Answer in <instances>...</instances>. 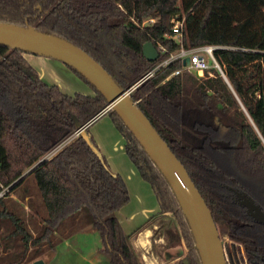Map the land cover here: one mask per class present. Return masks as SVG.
Masks as SVG:
<instances>
[{
    "label": "trees",
    "instance_id": "trees-1",
    "mask_svg": "<svg viewBox=\"0 0 264 264\" xmlns=\"http://www.w3.org/2000/svg\"><path fill=\"white\" fill-rule=\"evenodd\" d=\"M53 1L0 0V22L33 23L37 31L73 43L123 90L167 56L148 61L143 54L148 42L169 53L182 46L226 47L216 50L215 58L227 79L217 70L205 78L187 70L173 75L183 68L179 60L140 84L132 98L187 169L220 235L242 246L246 264H264V224L254 221L231 191L247 193L264 210V0H58L51 7ZM177 15L185 16L181 44L166 37L173 36L171 20ZM151 18L154 24L142 26ZM67 67L93 95L65 94L46 83L24 53L0 45V191L10 187L11 198L32 175L48 213L36 233L18 203L0 199V264L35 261L42 250L29 252L30 247L48 241L55 248L59 243L52 244V235L74 217L63 229L67 227L66 238L75 235L82 230L75 224L83 209L92 215L91 226L109 264H143L133 237L145 223L125 231L117 213L131 202L128 185L111 170L91 131L106 116L124 138L126 155L140 177L151 186L159 214L172 213L177 220V226L160 220L166 248H177L182 241L188 248L175 264H202L170 185L114 110L87 129L93 147L79 136L45 158L108 105L92 84ZM23 196L19 200L32 195Z\"/></svg>",
    "mask_w": 264,
    "mask_h": 264
},
{
    "label": "water",
    "instance_id": "water-1",
    "mask_svg": "<svg viewBox=\"0 0 264 264\" xmlns=\"http://www.w3.org/2000/svg\"><path fill=\"white\" fill-rule=\"evenodd\" d=\"M0 45L10 50H19L25 55L61 62L76 70L92 84L106 98L108 105L95 119L78 130L79 136L93 147L87 129L100 117L114 110L174 192L190 227L201 263L230 264L220 231L205 199L185 166L132 98L133 91L144 81L123 90L103 66L84 50L63 38L37 31L30 24L24 27L0 22ZM143 54L150 62L160 57L158 49L150 42L144 45ZM189 63V58L184 60V66ZM234 192L238 203L245 207L247 214L254 221L263 224L264 211L261 206L247 193L237 190ZM241 255L245 261L242 251ZM35 264L44 262L38 260Z\"/></svg>",
    "mask_w": 264,
    "mask_h": 264
},
{
    "label": "rangeland",
    "instance_id": "rangeland-1",
    "mask_svg": "<svg viewBox=\"0 0 264 264\" xmlns=\"http://www.w3.org/2000/svg\"><path fill=\"white\" fill-rule=\"evenodd\" d=\"M58 0L52 2L51 7L56 5ZM51 8L48 6L46 7L40 14V17L44 15L47 11ZM40 20V18H39ZM33 26V23H30ZM26 58L30 61V63L40 72V76L42 79L50 84V85H57L62 92L67 95H75L76 93H83L86 95L88 92H92L94 94V90L87 85L82 79H80L75 73H73L66 65L61 62L55 60H49L46 58H40L36 56L26 55ZM209 65L214 70V64L211 61H208ZM216 70V69H215ZM151 188V187H150ZM28 192L30 195L33 196L34 200H19V198L24 199L23 193ZM152 193L151 201L154 204H157V200L155 195L150 189ZM138 193V192H137ZM11 198H5L4 201L10 202V200H14L16 203L19 204L21 212L24 214L26 219L31 225V218H33L37 223L38 219H36V211L39 213L40 219L41 217H48V213L46 211V207L43 203L41 195L39 193L38 187L34 180V177L31 175L25 181L23 185L17 188L16 192L12 194ZM10 199V200H8ZM33 208H32V205ZM138 205H136V208ZM124 210H127L124 209ZM44 212V214H42ZM20 215V214H19ZM155 219L149 218L146 220L145 227L142 230L135 234L133 237V242L136 240V237H139L140 233H142L140 240L136 241L135 249L137 250L143 264H175L181 258H185L188 254V248L186 246L185 241H182V244L179 247L174 249H167V238L163 234L161 230V222L160 220L164 221L165 225L177 226V220L172 213H168L166 215H161L159 212L156 214ZM121 223H123L124 229L127 231L133 230L136 223L125 224L124 217L126 219L127 216L123 215L122 213L117 215ZM81 220L76 219V227H82V230L76 233L75 235L66 238L67 236V227L65 229L64 226L68 224H72L76 217L70 218L63 223L61 226V230L59 233L52 235V244L58 242L57 246H67L64 247L60 251V256L57 258L59 261L68 260V264H87V261L94 260L98 261V264H109V257L104 255L102 252V243L97 232L92 228V215L87 209H83L80 212ZM151 219V220H150ZM7 223V222H6ZM128 223V222H127ZM139 221L138 224H140ZM142 223V224H144ZM10 225V224H9ZM8 225V226H9ZM7 228V227H6ZM150 230L149 236H146L144 233L145 230ZM38 228L35 230L37 233ZM9 229H6L5 235L9 232ZM5 235L3 236L5 238ZM36 235V234H35ZM34 235V236H35ZM3 240L5 241V238ZM223 244L226 249V254L229 259L230 264H242V256H241V247L239 245L233 244L229 241L228 236H221ZM40 247L31 246L29 252H35L38 250H42V254L38 258H42L44 264L50 263L51 259L54 258L56 254V247H50L48 241L43 242L39 245ZM244 252V251H243ZM150 253V254H149ZM32 254V253H31ZM148 256V257H147ZM145 258V259H144ZM150 258V259H149ZM36 261L31 260L28 258L26 262L23 264H35ZM61 264V262H60Z\"/></svg>",
    "mask_w": 264,
    "mask_h": 264
},
{
    "label": "crops",
    "instance_id": "crops-1",
    "mask_svg": "<svg viewBox=\"0 0 264 264\" xmlns=\"http://www.w3.org/2000/svg\"><path fill=\"white\" fill-rule=\"evenodd\" d=\"M87 94L93 95L92 92H88ZM91 131L102 153L107 158L111 170L114 173L120 174L128 185L131 195V202L123 209H121L117 213V215L122 213L123 211V215L127 216L126 219L125 217L123 218L125 224L131 225L132 223H136L133 230L127 231V229H125L126 232L131 233L135 231L139 226H141L142 223H144L146 220L156 215L159 212V205L158 203L154 204L151 201V196H152V193L150 192L151 186L145 181H143V179L140 177L139 172L137 171L133 163L126 155L125 140L122 137V135L117 131L111 119L107 116L102 117L95 125H93ZM11 198L13 197L11 196ZM29 199L31 201L34 200L33 196L26 198V200ZM136 205H138L137 208ZM126 208L127 210H124ZM36 219H38V223L33 218H31V228L34 231L37 228H40V226L42 225V220L38 215ZM139 221H141L140 224H138ZM140 237L141 236L139 235V237L136 238V240H134L133 243L139 241ZM64 247L67 246L56 247V254L48 264H60V262L61 264L69 263L68 260H63V261L57 260V258H59L61 254L60 251ZM38 260H42V258H37L35 261ZM87 264H98V261H96V259L90 260L87 261Z\"/></svg>",
    "mask_w": 264,
    "mask_h": 264
},
{
    "label": "built area",
    "instance_id": "built-area-1",
    "mask_svg": "<svg viewBox=\"0 0 264 264\" xmlns=\"http://www.w3.org/2000/svg\"><path fill=\"white\" fill-rule=\"evenodd\" d=\"M156 22V19L151 18L148 20H145L142 23V26H150ZM172 24V31L173 36H166L168 38H172L176 40L177 43L181 44L184 38V28H185V16L180 17V15H177L172 18L171 20ZM226 47L224 46H201L196 48H190L185 49L183 46L175 52L168 51V48H166L163 45L159 46V54L160 56L167 55L163 60H161L157 66L148 72L141 81H146L153 77L158 71L162 70L163 68L168 67L171 63L175 61H182L183 68L175 74H179L180 72L187 70L194 75H196L199 78H205L207 76H214V73L212 72V67L209 65L208 61H211L214 64L215 69L220 73V75L227 79L225 72L223 71L222 67L218 63V61L215 58V51L218 49H224ZM187 58L190 59L189 65L184 66V60ZM214 69V70H215ZM79 137V131H76L70 138L65 140L62 144H60L57 148H55L53 151H51L45 158L50 159L54 155H56L58 152H60L63 148H65L68 144H70L75 138ZM10 192V187H2V190L0 191V199L6 198L7 195Z\"/></svg>",
    "mask_w": 264,
    "mask_h": 264
},
{
    "label": "flooded vegetation",
    "instance_id": "flooded-vegetation-1",
    "mask_svg": "<svg viewBox=\"0 0 264 264\" xmlns=\"http://www.w3.org/2000/svg\"><path fill=\"white\" fill-rule=\"evenodd\" d=\"M234 190L235 189H231V191L235 194V192H234ZM235 197H236V195H235ZM236 200H237V198H236ZM238 202V201H237ZM240 205V204H239ZM245 208V207H244ZM263 210V209H262ZM264 211V210H263ZM247 212V211H246ZM252 218V217H251ZM264 224V223H263ZM229 239V238H228ZM230 241V240H229ZM232 242V241H231ZM233 243V242H232ZM233 244H236V243H233ZM236 245H238V244H236ZM240 246V245H239ZM241 247V249H240V251H244L243 250V248H242V246H240ZM242 256V255H241ZM243 256H244V258H245V254H244V252H243ZM242 264H246V258H245V261H243V263Z\"/></svg>",
    "mask_w": 264,
    "mask_h": 264
},
{
    "label": "bare ground",
    "instance_id": "bare-ground-1",
    "mask_svg": "<svg viewBox=\"0 0 264 264\" xmlns=\"http://www.w3.org/2000/svg\"><path fill=\"white\" fill-rule=\"evenodd\" d=\"M31 56H33V55H31ZM143 234H145L146 236H149V234H150V230H148V228H147V230H145L144 231V233ZM142 235V233L140 234V236ZM136 238H138V237H136ZM136 243V242H135ZM150 254V253H149ZM148 257V256H147ZM145 259V258H144ZM150 259V258H149Z\"/></svg>",
    "mask_w": 264,
    "mask_h": 264
}]
</instances>
